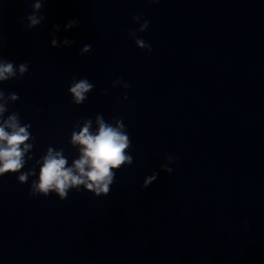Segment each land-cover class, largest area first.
I'll use <instances>...</instances> for the list:
<instances>
[{
	"label": "clouds",
	"instance_id": "clouds-1",
	"mask_svg": "<svg viewBox=\"0 0 264 264\" xmlns=\"http://www.w3.org/2000/svg\"><path fill=\"white\" fill-rule=\"evenodd\" d=\"M158 2V0H152ZM44 0H34L32 3V13L27 15L24 19L27 21L26 27L29 29L35 28L45 20V16L40 14ZM132 19L140 24L139 32H144L149 27V22L144 20L140 23L142 15H134ZM78 20H69L64 26L65 31L68 29L79 27ZM60 30V25L56 24L52 27L51 44L53 47H60L55 37V32ZM129 35L135 40L137 47L146 49L148 52L152 51L151 46L143 39L136 38V32L133 31ZM3 37L0 36V46H2ZM74 40H69L67 37L63 40V45L74 44ZM91 50L90 44H85L80 50V55L88 53ZM29 71L27 62L15 66L13 62L0 57V82H6L13 78L19 79ZM122 84L124 88H129L130 84L116 80L113 86ZM94 85L88 79L83 78L76 80L73 78L69 87V93L72 97V102L76 105L82 104L87 99V94L91 92ZM19 99L15 93L5 95L3 90H0V176L5 173H19L17 179L19 183L24 184L28 181L30 176L35 175V170L21 172L24 168L26 161L23 159L25 151L33 147L32 144H25L24 142L29 139L31 133L28 129L30 124H23L21 126L19 113L13 112L6 118L4 114L8 111L9 102H15ZM124 99H127L125 95ZM117 121V127H112L111 124L106 123L101 115H97L96 121L99 124L98 134H90L89 127L91 126V119H88L83 129L79 134L73 132V142L82 145L81 148L82 158L74 162V167L78 170L79 175H74L71 168H65L67 163L66 158L61 155V152H56L53 155V150L48 149V154L43 157L44 163L39 171L38 181L33 180L31 184V196L43 195L47 197L55 190L58 193L60 200H65L68 197V191L72 186L85 184L86 180L91 181L87 183L88 189H95L97 195L100 193H109V185L113 181L115 173L113 168L120 169V166L127 161L128 165L133 162L131 155H125V149L130 147V139L125 130V126L121 119L113 118ZM8 128L11 131H6ZM33 140L35 138L33 137ZM24 144V150H21L20 145ZM62 151V150H61ZM32 157H29L31 159ZM167 160L172 163L174 158L168 156ZM85 166L88 171H85ZM164 172L171 174L173 169L167 165H161ZM158 178V173L153 172L152 175L144 179L142 188L146 189ZM77 191L80 188H76Z\"/></svg>",
	"mask_w": 264,
	"mask_h": 264
}]
</instances>
